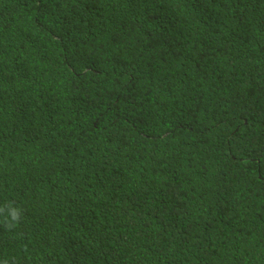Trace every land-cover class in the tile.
I'll use <instances>...</instances> for the list:
<instances>
[{"label":"trees","instance_id":"trees-1","mask_svg":"<svg viewBox=\"0 0 264 264\" xmlns=\"http://www.w3.org/2000/svg\"><path fill=\"white\" fill-rule=\"evenodd\" d=\"M0 264H264V0H0Z\"/></svg>","mask_w":264,"mask_h":264},{"label":"clouds","instance_id":"clouds-1","mask_svg":"<svg viewBox=\"0 0 264 264\" xmlns=\"http://www.w3.org/2000/svg\"><path fill=\"white\" fill-rule=\"evenodd\" d=\"M0 216L4 217L5 226L11 229L19 223L21 210L10 204L0 206ZM3 264H7V261L3 262Z\"/></svg>","mask_w":264,"mask_h":264}]
</instances>
